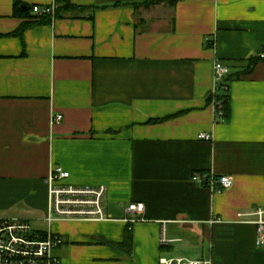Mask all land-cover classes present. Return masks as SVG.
<instances>
[{
  "label": "crops",
  "instance_id": "crops-1",
  "mask_svg": "<svg viewBox=\"0 0 264 264\" xmlns=\"http://www.w3.org/2000/svg\"><path fill=\"white\" fill-rule=\"evenodd\" d=\"M16 1L57 4L0 0V218L51 228L61 264H264L253 218L241 216L264 208V61L230 83L226 120L214 71L221 61L236 74L263 54L264 0H69L86 9L23 38L13 34L41 19L15 17ZM55 167L66 183L106 187L109 220L50 227ZM195 172L234 184L212 192ZM128 227L131 255L102 243L123 242Z\"/></svg>",
  "mask_w": 264,
  "mask_h": 264
},
{
  "label": "built area",
  "instance_id": "built-area-1",
  "mask_svg": "<svg viewBox=\"0 0 264 264\" xmlns=\"http://www.w3.org/2000/svg\"><path fill=\"white\" fill-rule=\"evenodd\" d=\"M57 5L33 6L32 12L39 18L54 17ZM216 91L230 74V68L217 61L214 67ZM222 108L218 102V110ZM217 114L223 116L222 111ZM63 120L62 115L53 116L52 122ZM200 139L210 140L211 136L201 134ZM70 173L61 167L51 168L46 179L49 188L50 214L46 221L51 227L54 220L101 222L109 220L105 207L107 189L104 186H77L66 183ZM192 183L212 192L221 193L232 188L234 181L229 176H217L212 172H195ZM129 211L144 214V203H131ZM252 217L256 226V242L264 247V208H258L247 215ZM61 236L48 230L34 229L31 222L25 219L0 218V264H61L56 251L63 245ZM161 244H167L163 237ZM160 264H211L204 259L197 261L161 259Z\"/></svg>",
  "mask_w": 264,
  "mask_h": 264
},
{
  "label": "trees",
  "instance_id": "trees-1",
  "mask_svg": "<svg viewBox=\"0 0 264 264\" xmlns=\"http://www.w3.org/2000/svg\"><path fill=\"white\" fill-rule=\"evenodd\" d=\"M180 1L182 0H147L143 2V5L151 6V5H158L161 3H167L170 6H175ZM56 5H57V10H56V14L54 17L39 18L36 16V18H34L31 15V10H32L31 6L27 4H23L22 2L16 1L14 4V12H13L15 17L24 18V19H41V20H36L34 22H25L23 25H21V27L13 35L23 38V34L28 28L42 25L47 22L46 19L54 20L56 18L63 17L70 12H74L79 9L81 10L86 9L85 7L75 6L71 4L69 0H57ZM132 5L135 7V9L137 8V4H132ZM209 44L210 46H214V42L213 43L209 42ZM263 54H264V50H263ZM263 54L249 59L248 65L243 70L239 71L238 73L231 75V72H230V74L227 76L225 81L220 85V88H218V92L215 98L218 102H221L222 108L218 110V113L222 111L223 113V116L221 117L222 119L226 120L228 119L230 115V83L232 81L239 80L240 77L244 74L251 73L260 62L264 61ZM102 243L122 249L127 254L131 255L132 250H133L132 230L130 227H128L125 230L124 240L121 243H110L107 241L102 242Z\"/></svg>",
  "mask_w": 264,
  "mask_h": 264
},
{
  "label": "rangeland",
  "instance_id": "rangeland-1",
  "mask_svg": "<svg viewBox=\"0 0 264 264\" xmlns=\"http://www.w3.org/2000/svg\"><path fill=\"white\" fill-rule=\"evenodd\" d=\"M31 226H32V228H34V229H37V227H39V226H37V224H35V223H31Z\"/></svg>",
  "mask_w": 264,
  "mask_h": 264
}]
</instances>
